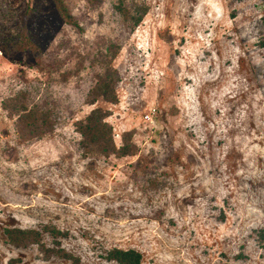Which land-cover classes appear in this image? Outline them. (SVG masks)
Listing matches in <instances>:
<instances>
[{"label": "rangeland", "instance_id": "obj_1", "mask_svg": "<svg viewBox=\"0 0 264 264\" xmlns=\"http://www.w3.org/2000/svg\"><path fill=\"white\" fill-rule=\"evenodd\" d=\"M129 251L264 264V0H0V264Z\"/></svg>", "mask_w": 264, "mask_h": 264}, {"label": "trees", "instance_id": "obj_2", "mask_svg": "<svg viewBox=\"0 0 264 264\" xmlns=\"http://www.w3.org/2000/svg\"><path fill=\"white\" fill-rule=\"evenodd\" d=\"M97 113V112H95ZM95 113L93 114L92 118L89 119V121L93 120V117L95 116ZM92 119V120H91ZM97 127H94L96 129ZM62 252V251H61ZM63 253V252H62ZM64 254V253H63ZM118 255H121L124 261H129L132 260L133 264H137L139 262V255L134 253V251H129V252H119L117 253ZM134 261V262H133Z\"/></svg>", "mask_w": 264, "mask_h": 264}]
</instances>
